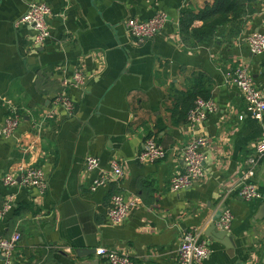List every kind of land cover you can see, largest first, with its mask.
Instances as JSON below:
<instances>
[{
    "label": "crops",
    "instance_id": "crops-1",
    "mask_svg": "<svg viewBox=\"0 0 264 264\" xmlns=\"http://www.w3.org/2000/svg\"><path fill=\"white\" fill-rule=\"evenodd\" d=\"M32 1L52 12L50 38L41 46L29 26L18 24ZM219 1L0 0V127L12 107L21 117L13 136L0 138V209L11 198L0 233L21 236L10 264H107L95 255L99 248L133 264H179L181 238L193 231L211 250L202 264H264V218L257 219L264 160L244 179L264 118L247 114L229 81L234 69L245 67L264 95V53L252 55L246 44L251 34L264 35V0H233L217 11ZM185 12L196 16L193 28L210 14L207 22L216 25L208 41L182 39ZM160 13L167 22L152 40L139 43L125 33L127 19ZM76 71L86 81L70 90L75 115L68 117L53 101L62 79ZM196 98L212 101L215 111L191 128L186 118ZM50 111L53 117L45 119ZM195 136L208 141L200 150L204 178L173 192L170 182L184 170L181 150ZM148 138L167 157L142 165L135 158ZM88 156L98 159L99 171L85 172ZM112 160L123 166V179L91 191ZM19 166L41 169L45 194L3 184ZM243 181L256 185L263 199L237 197ZM114 194L140 199L120 225L108 219ZM224 208L233 214V248L209 231Z\"/></svg>",
    "mask_w": 264,
    "mask_h": 264
},
{
    "label": "built area",
    "instance_id": "built-area-1",
    "mask_svg": "<svg viewBox=\"0 0 264 264\" xmlns=\"http://www.w3.org/2000/svg\"><path fill=\"white\" fill-rule=\"evenodd\" d=\"M51 8L45 3L30 2L27 10L18 24L29 26L34 31V45L41 46L50 38V30L47 20L51 16ZM167 22L166 14L154 15L146 21L137 19H127L123 23L125 33L132 37L136 42L142 43L152 40L164 28ZM246 44L252 55L258 56L264 53V35L256 32L246 39ZM264 80V75H263ZM85 77L81 72L76 71L71 78L62 79L61 91L54 98V105L65 111L68 117L75 115L74 103L70 97L71 89H81L85 85ZM229 81L241 94L247 114L256 121L264 118V95L259 91L247 72L245 67H237L229 74ZM264 84V81H263ZM215 111V104L210 100L197 99L187 113V124L191 128L205 121L209 114ZM53 117V111L45 115V119ZM243 120V116L239 117ZM21 122V117L17 114L16 108H11L9 116L0 127V138H9L14 135ZM208 144L207 139L195 136L181 150V157L184 163V170L176 175L170 182V189L173 192L188 189L204 178L203 157L200 150ZM254 155L250 156L245 166L247 172L244 179L249 178L251 171L264 160V136L254 145ZM167 151L161 148L154 139L148 138L145 141L143 150L136 156L135 160L142 164H154L164 160ZM109 171L96 178L90 187L91 191H96L109 183H118L123 179L125 172L123 166L117 161L110 162ZM84 170L87 173L100 170L97 158L88 156L84 161ZM17 174H7L2 178V182L9 188H25L36 190L43 195L47 191V182L41 169L30 166H19ZM236 196L244 202H254L263 199V196L256 185L246 181L241 182L235 189ZM232 192V191H231ZM11 198L7 200L0 209V221L8 211ZM140 204V199L130 198L125 200L120 194H114L110 199L108 219L113 225H120L131 212ZM233 222V214L228 208H224L217 221V227L225 232H230ZM21 236L13 233L9 237H4L0 233V257L2 264H10L14 251L19 244ZM95 255L104 260L107 264H133L126 255L106 248H99ZM211 256V250L207 244L200 239L198 232L185 233L180 241L178 249L179 264H202Z\"/></svg>",
    "mask_w": 264,
    "mask_h": 264
},
{
    "label": "trees",
    "instance_id": "trees-1",
    "mask_svg": "<svg viewBox=\"0 0 264 264\" xmlns=\"http://www.w3.org/2000/svg\"><path fill=\"white\" fill-rule=\"evenodd\" d=\"M233 0H220L219 5H217V11L222 8L231 6V2ZM229 5V6H228ZM210 14L206 15L202 18L204 21V24L199 28H193L192 23L195 20L196 16H194L191 12H185L181 15V18L179 20V29H180V35L183 40H194L198 43H203L208 41L207 39L210 38L212 31L214 30V27L216 23L214 22H207V19H209ZM196 98L195 100H197ZM202 99V98H201Z\"/></svg>",
    "mask_w": 264,
    "mask_h": 264
},
{
    "label": "water",
    "instance_id": "water-1",
    "mask_svg": "<svg viewBox=\"0 0 264 264\" xmlns=\"http://www.w3.org/2000/svg\"><path fill=\"white\" fill-rule=\"evenodd\" d=\"M264 218V203L261 204V206L258 209V213H257V219H263ZM212 230V231H211ZM217 230L216 225L213 223L212 225H210L209 231L211 236H213L215 238V240L221 244H223L224 246H228V243H230V245L232 246H236L235 241H234V237L229 234L228 232L225 231H215ZM215 233H217L216 235H214Z\"/></svg>",
    "mask_w": 264,
    "mask_h": 264
}]
</instances>
